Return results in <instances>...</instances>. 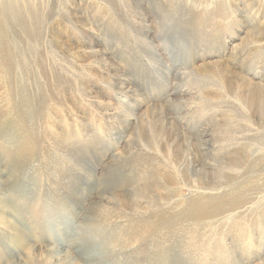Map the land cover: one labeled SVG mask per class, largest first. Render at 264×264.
I'll return each instance as SVG.
<instances>
[{
	"label": "rangeland",
	"instance_id": "1",
	"mask_svg": "<svg viewBox=\"0 0 264 264\" xmlns=\"http://www.w3.org/2000/svg\"><path fill=\"white\" fill-rule=\"evenodd\" d=\"M11 7L27 25L0 37L19 61L0 65V202L27 246L0 224V264L47 247L74 264H264V112L216 66L264 84V0Z\"/></svg>",
	"mask_w": 264,
	"mask_h": 264
},
{
	"label": "bare ground",
	"instance_id": "2",
	"mask_svg": "<svg viewBox=\"0 0 264 264\" xmlns=\"http://www.w3.org/2000/svg\"><path fill=\"white\" fill-rule=\"evenodd\" d=\"M76 7V6H75ZM3 8H6V13H7V6L6 4L2 7V10ZM10 14L11 16L9 15V17H1V14H0V31H3V32H0V37H2L4 35V31H5V25L6 23H9V24H12L14 25L15 27L17 26H23V27H26V22H24V17L23 16H20V15H13L14 11L12 9V7L10 8ZM8 14V13H7ZM16 16V17H15ZM13 19H12V18ZM69 19V18H68ZM88 25V24H87ZM260 33V32H259ZM259 36V35H258ZM262 36V35H261ZM251 37V36H250ZM260 37V36H259ZM252 46L253 44H260V42L262 41H259L257 40V37H254L253 36V39H252ZM236 46V45H235ZM250 46V47H252ZM256 46V45H255ZM238 47V46H237ZM254 47V46H253ZM255 48V47H254ZM261 48V46H260ZM235 49V48H234ZM255 49H258L255 48ZM262 49V48H261ZM256 52V51H255ZM152 53V51H151ZM156 54V53H154ZM153 54V55H154ZM158 57V56H157ZM231 57V56H230ZM14 53H10V51H8L6 49V47L4 46V43H0V65L1 63L3 64V68H4V71L5 72H8V71H11L12 74L13 71H14V64L16 63H19V61H14ZM205 65V64H204ZM209 65V64H208ZM218 68L217 70L221 71L223 74V79H222V86L223 88L225 89L226 93L229 95V96H233V94L236 93L237 95V98L236 100H238L241 104H243L244 106L247 107V109H251L255 112L259 111L261 108L263 109V112H264V101L262 100L263 98H261L260 96H262L261 94L258 95V91L261 87L262 91L261 92H264V84L261 85V84H256V83H252L249 81V79L245 78L244 76L242 75H239L237 72L235 71H232L231 70V66L229 68V66L223 64V63H220V64H217L216 65ZM219 73V72H218ZM218 75H216L217 77ZM11 79V78H10ZM217 79V78H216ZM13 80V79H12ZM118 80V79H117ZM10 81V80H9ZM110 81V80H109ZM107 81V82H109ZM219 82V81H218ZM241 82L242 86L244 89H237V85L238 83ZM13 85V84H12ZM114 86V85H113ZM260 86V87H258ZM114 87H117L121 90H124L126 92H130V88L128 87V85L125 83V81L123 79H120L118 81V84L115 85ZM180 89V88H179ZM182 89V88H181ZM135 90V89H133ZM178 91V90H176ZM216 91V90H215ZM219 91V90H218ZM134 93V91H132V94ZM136 94V93H135ZM133 94V95H135ZM139 95V94H138ZM21 97V96H20ZM21 100V99H20ZM23 101V100H22ZM145 101V100H144ZM21 103V102H20ZM155 108V107H158V106H155V105H148L147 108L145 110H150L151 108ZM120 108V107H119ZM161 109V112H160V116L158 117L159 119V122L164 125V119H166V116L164 117V109L161 105V107H159ZM150 112V111H149ZM260 113V112H259ZM254 114V113H253ZM126 115V116H125ZM125 118L129 115L127 114H124ZM120 117V116H119ZM124 118V119H125ZM3 123H0V128H1V125ZM168 125V124H167ZM139 127V126H138ZM174 127V126H173ZM176 127V126H175ZM3 128V127H2ZM141 129V128H140ZM168 129V128H167ZM172 130V129H171ZM182 136V134H181ZM178 138V137H177ZM186 140V139H185ZM176 143V142H175ZM190 143V142H189ZM182 144V143H181ZM189 145V144H188ZM178 146V145H177ZM164 145H160V148L164 150ZM185 147V146H184ZM177 148V147H176ZM22 150V149H21ZM28 150V149H27ZM26 150V152H28ZM31 150V149H30ZM161 151V150H160ZM23 152V151H22ZM163 152V151H162ZM31 154V152H28ZM19 154V153H18ZM22 154V153H21ZM24 154V153H23ZM27 155V154H26ZM29 155V154H28ZM27 155V156H28ZM189 155V154H187ZM22 156V155H21ZM21 159V158H20ZM23 159V158H22ZM28 159V158H26ZM24 159V160H26ZM19 164V163H18ZM209 164V163H208ZM188 165V164H186ZM227 175V174H226ZM204 178V177H203ZM203 182V181H202ZM164 186V185H163ZM140 190V188H139ZM142 191V190H141ZM128 192V191H127ZM115 193V192H114ZM113 193V194H114ZM112 194V193H111ZM112 194V195H113ZM118 195V194H117ZM139 194H136V198L133 199V201L131 200L132 203H129V205L132 204V206L136 207V205L143 201L145 199L144 196H142V193L141 195ZM125 196V195H124ZM1 197V196H0ZM1 199V198H0ZM114 200V199H113ZM117 201L115 202H118L117 204L121 205V206H126L127 202L126 201V198L125 197H122V196H118L116 198ZM129 200V199H127ZM147 202V201H146ZM0 204H2V208H0V224H7L9 226V228L11 229V240L12 242L14 243L15 245V248L18 249V248H25L27 246V244L24 243V237H23V229L22 227H16L14 226V224L12 223V217L10 219L9 218H4L2 217L1 214H9L11 212V207L10 205H8V203H3V201L1 200ZM144 204V203H143ZM102 210V209H101ZM97 212V211H96ZM102 213V211H101ZM127 214V213H126ZM102 216V215H101ZM127 216V215H126ZM15 218V217H14ZM13 218V219H14ZM97 218V217H96ZM57 248V247H56ZM56 248L54 249H49L48 247L45 248V249H38V250H35V249H30L29 252L27 253V255L24 257L23 260H19L17 261L15 264H74L71 256H70V253L68 250L66 249H60V250H57ZM59 249V248H58ZM86 252V250H84ZM86 254V253H85ZM25 255V254H24ZM91 257V256H90ZM90 258H88V261ZM83 263V262H82ZM82 263H76V264H82Z\"/></svg>",
	"mask_w": 264,
	"mask_h": 264
}]
</instances>
